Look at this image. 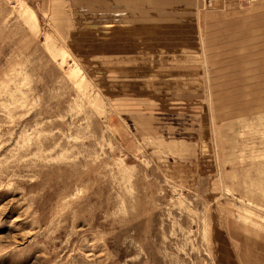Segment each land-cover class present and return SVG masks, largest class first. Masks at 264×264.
<instances>
[{"label":"rangeland","instance_id":"1","mask_svg":"<svg viewBox=\"0 0 264 264\" xmlns=\"http://www.w3.org/2000/svg\"><path fill=\"white\" fill-rule=\"evenodd\" d=\"M0 264H264V0H0Z\"/></svg>","mask_w":264,"mask_h":264}]
</instances>
